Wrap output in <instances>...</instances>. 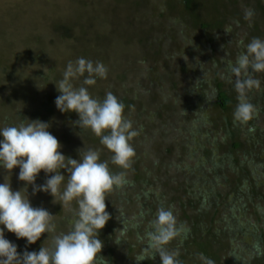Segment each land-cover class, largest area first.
Returning <instances> with one entry per match:
<instances>
[{
	"label": "trees",
	"instance_id": "1",
	"mask_svg": "<svg viewBox=\"0 0 264 264\" xmlns=\"http://www.w3.org/2000/svg\"><path fill=\"white\" fill-rule=\"evenodd\" d=\"M176 1L177 3L173 7L175 10L171 9L175 12L179 5V1ZM193 2V0H185L186 9H183L190 13L193 12V15L190 16L192 23L200 25L201 16L198 9L193 6ZM81 3L85 4V1ZM159 3V0L153 3L152 9L157 8ZM245 3L249 6L254 5L256 11H262L264 14V0H246ZM246 7L248 8V6ZM245 10L232 8L222 15L219 13L216 22L208 19L211 22L207 20L208 22L203 23L202 27L213 31L216 39L210 37L208 33L205 39L207 44L188 45L179 54L183 58L185 55L199 56L200 53L205 54L204 51L209 52L213 72H209L211 69L208 71L199 70L200 73L195 80L198 90L194 87L191 89L183 87L182 93L178 95L179 100L173 99L172 104L170 102L171 107L168 109L171 112L166 125L171 129L169 130L171 136L160 135L166 141L168 140L169 145L165 148L172 157L167 160L162 158V154L159 157H151L149 152L137 149L139 144L135 143L136 138L133 137L130 143L134 147L136 155L133 157L132 167L122 169L111 163L112 153L100 143L99 137L90 130L80 129L74 123V128L65 133L66 142L61 144L66 147L67 153L75 159H79V150L82 154L89 148L96 149L101 154V160L109 162V168L113 173L119 174L122 171L126 173L128 182L115 188L106 198V210L112 218L100 230L99 239L103 241L104 246L99 254L101 257L98 259V264H137L135 259L142 253L147 243L140 237L150 230L151 222L155 219L157 210L161 206L171 208L176 218L180 234L167 247L170 251L179 252L178 259L181 264H204V261L199 258L201 253L212 259L214 264H264V72L256 73L254 77L260 80V87H254L247 94L248 101L257 110L253 119L242 124L235 121L233 116L240 101L235 90V77L231 75L230 66L235 64L238 55L246 51L247 44L253 38L264 39V26L260 25L259 19L255 15L250 21L246 20L244 18ZM156 11L161 17L160 21L167 22L168 28L170 21H174L176 26H180L182 22L180 19L189 20L173 15L166 19L170 14L169 11H166L167 13L163 9ZM90 16L92 17L91 22L84 29L80 25L85 26V18L78 23L71 17L64 27L65 31H60L61 38L65 37V39L77 42L82 33L88 36L98 34L102 16L97 14H90ZM242 26H244V33L242 36H238V31ZM67 28L69 31H66ZM140 29L143 32L145 25ZM223 33H226L227 36L224 38L222 46L218 47L219 35L221 37ZM138 37V46H142L147 38L143 37L142 40L141 35ZM177 37L178 33L175 31V35L172 36L175 43L179 41ZM149 43L154 44L152 40H149ZM219 50H222V56H217ZM157 53L158 51L147 59L141 56L139 59L152 61L159 57ZM5 69L6 66L3 71ZM180 70L184 74L189 72V67L184 64L180 66ZM218 70L222 72L221 75ZM63 71L65 69L62 68L60 76L55 78L58 81L57 85L63 78L61 75ZM10 73L13 76L9 77L11 80L16 78L12 70ZM174 73L177 74L173 80L175 79L177 82H174L172 87L178 89L177 87L181 84L180 74L177 70ZM210 77L213 80H210ZM82 81L83 77L76 84L80 86ZM115 82L122 84L124 88L127 79H113L111 85ZM88 88L90 94L95 98L103 99L106 94L104 91L95 94L96 92L93 93L91 86ZM119 89L120 87L113 85L111 92L124 104V116L132 121L129 116L132 114L133 102L129 99L131 97L119 94L117 92ZM208 93H216V95L210 99ZM58 95H60L59 92L43 94L39 91L35 97L42 101L44 109L41 111L36 108L33 119L50 124L53 118H57L55 114L61 112L55 104ZM191 101L198 103H196L195 109H198L199 113L209 103L221 109L214 119L213 125L216 129H207L216 132L209 133L205 129L207 128L205 124L199 125L198 120L190 119V116L184 113L188 107L186 102L190 104ZM160 104L154 106L155 109L151 111V115L160 118L166 115L164 113L166 108ZM147 105L152 106L153 104L148 103ZM41 112L46 113V118ZM62 114L72 119L73 122L79 119L75 112ZM19 117L23 118L19 122L28 121V118H25L23 114H20ZM218 127L220 128L217 132ZM133 129L136 131L139 127L135 124ZM196 135L197 137H195ZM80 141H85L88 144L85 149L79 148L78 142ZM163 147L164 145L158 146L157 152L160 150L162 152ZM62 173L67 175L64 170ZM65 182H67V177ZM33 204V206L39 205ZM44 208L56 215L57 219L54 218L57 226L56 232L50 235L42 234L40 240L28 246V251H39L45 243L46 246L48 243V247H51L55 235L67 232L75 221L72 213L66 209L63 211L61 206L55 205L54 202H46ZM58 213L60 217H58ZM12 241L19 245L18 251L23 252L26 244L25 239L18 240L14 236ZM140 264H161L159 254H156L155 259H146Z\"/></svg>",
	"mask_w": 264,
	"mask_h": 264
},
{
	"label": "rangeland",
	"instance_id": "2",
	"mask_svg": "<svg viewBox=\"0 0 264 264\" xmlns=\"http://www.w3.org/2000/svg\"><path fill=\"white\" fill-rule=\"evenodd\" d=\"M82 1H85V4H82ZM156 1L0 0V127L20 123L19 121L23 119L19 117L20 114L29 120H36L33 119L34 110L36 108L41 111L44 109L42 101L35 97L38 92L43 94L59 92L57 89L59 84L56 86L54 83H58L55 78L60 76V70L62 68L66 70L69 61H76L78 58L84 57L94 62H102L108 69L107 79H97V83L91 86L93 93L112 91V86L117 85L120 87L117 91L119 94L131 97L129 99L133 102L132 114L129 116L133 121L132 124L139 127L136 130L138 135L134 137L136 138L135 143L139 144L137 149L149 152L151 157H159L161 154L162 158L166 160L172 157L165 148L169 145L168 140L166 141L161 136L165 134L168 137L169 130H171L166 125L171 112L168 108L174 102L173 99L179 100L178 95L182 93L183 87L197 89L195 80L200 73L199 70L208 71L211 69L209 72H213L209 52L204 51L205 54L200 53L199 56L185 55L181 58V55L179 56L181 50L188 45L207 44L205 39L208 33L210 37L215 38L214 32L203 28L202 24L211 22L210 20L216 22L219 13L222 15L232 8L253 9L260 25L263 26L264 14L262 11H256L252 4H250L252 6L246 5V0H193V6L198 9L202 20L200 25H195L190 19L193 12L190 13L183 9L185 0H178L179 5L176 12L172 11L175 10L173 7L177 3L176 0H159V5L154 9L169 11L170 14L166 19L172 15L177 18L189 19H180L182 21L180 26H176L174 21H170L168 28L167 22L160 21V15L158 16L157 11L152 9L153 3ZM90 14L102 16L98 34L88 36L82 33L77 42L65 39V37L61 38L60 31H65L64 27L71 17L78 23L85 18V26L80 25L84 29L91 22ZM158 19L159 22H157ZM177 22H179L178 19ZM144 25L143 32H145L143 33L140 28ZM66 31H69V28ZM175 31L178 33V43H175L176 41L172 38ZM243 33L244 26L241 27L237 35L242 36ZM138 35H141L142 40L143 37L147 38L142 46H138ZM226 36V33H223L221 37L219 35L218 47L222 46ZM149 40H152L154 44H150ZM157 51L159 55L157 59L154 58L152 61L141 59L142 62L139 59L140 56L145 59L150 55L154 56ZM217 56H222V50H219ZM184 64L189 67V72L183 74L180 66ZM5 66L6 69L3 71ZM11 70L16 77L13 80L9 78L13 77L10 73ZM175 70L180 74L181 84L177 87L178 89L172 87L173 83L177 82L175 79L173 80L177 74L174 73ZM219 74L221 75L222 72L219 71ZM45 78L47 79L44 83ZM125 78L127 82L124 88L129 90L124 89L120 83L115 82L111 85L113 79L122 80ZM210 80L213 78L210 77ZM76 83L78 80H74L73 84L75 87H79ZM81 85L82 82H80ZM208 95L211 99L216 93H208ZM148 103L153 105H147ZM186 103L188 107L184 113L189 115L190 119L198 120L199 125L205 124L206 130L216 129L213 123L221 109L209 103L199 113L198 109H195L196 101H191V106L188 102ZM159 104L167 109L164 112L166 115L161 118L151 115V111L155 109L154 106ZM16 107H18L17 110ZM142 112L143 114H141ZM41 114L46 118V113L41 112ZM55 116L57 118L50 121L49 131L63 144L66 142L65 133L74 128V122L62 112H57ZM219 128H217V132ZM207 131L211 134L216 132L215 130ZM85 141L78 142L79 148L87 147L88 144ZM163 145L164 150L157 152L158 146L162 147ZM66 150L63 145L61 149L63 154L66 157L74 158ZM141 155L143 154L141 153ZM18 173V167L12 170L11 175L7 170L0 169V183L6 180L11 183L14 191L24 189L26 182L18 179ZM45 180L46 177L42 170L37 177V184H43ZM23 191L27 192L32 205H34L33 203L41 205L34 207H44L46 202H54L55 205H60L63 211L65 210L60 204L59 197L55 201V198L48 193L40 192L37 195H32L30 185ZM58 217H60L59 213ZM5 235L10 241L15 236L14 233L7 232V230ZM44 247H48V243L47 246L45 243Z\"/></svg>",
	"mask_w": 264,
	"mask_h": 264
},
{
	"label": "clouds",
	"instance_id": "3",
	"mask_svg": "<svg viewBox=\"0 0 264 264\" xmlns=\"http://www.w3.org/2000/svg\"><path fill=\"white\" fill-rule=\"evenodd\" d=\"M254 15L253 9H246L244 18L250 21ZM230 72L235 77L234 86L240 101L234 120L247 123L257 112L247 94L254 87H260V80L254 77L264 72V39L253 38L246 51L230 66ZM107 75L108 69L102 62L84 57L69 61L57 87L60 95L55 104L62 113H77L79 119L74 123L99 137L100 143L112 153L111 163L129 169L136 155L130 141L138 133L123 114L124 104L111 91L106 92L103 99L95 98L87 87L95 85L97 79H107ZM81 77L82 85L75 87L73 81ZM28 121L0 127V169L11 175L18 167V179L26 182L24 189L30 185L32 195L48 193L55 201L59 197L62 208L72 213L75 221L67 232L55 235L51 247L28 251V246L40 240L42 234L56 232V215L44 207H34L24 189L14 191L11 183L4 180L0 183V264H98L104 246L99 239L100 230L112 218L106 210V198L115 188L128 182L126 173H113L109 162L101 160L96 149L89 148L82 154L79 150V159L66 157L61 151L62 144L49 131V123L39 119ZM42 170L46 180L37 184ZM6 230L14 233L18 240L25 239L23 252L18 251L19 245L6 238ZM179 234L173 211L161 206L150 230L140 237L147 243L135 261L140 264L159 254L161 264H181L179 252L167 247ZM199 258L204 264H214L202 253Z\"/></svg>",
	"mask_w": 264,
	"mask_h": 264
},
{
	"label": "flooded vegetation",
	"instance_id": "4",
	"mask_svg": "<svg viewBox=\"0 0 264 264\" xmlns=\"http://www.w3.org/2000/svg\"><path fill=\"white\" fill-rule=\"evenodd\" d=\"M216 101V100H215Z\"/></svg>",
	"mask_w": 264,
	"mask_h": 264
}]
</instances>
